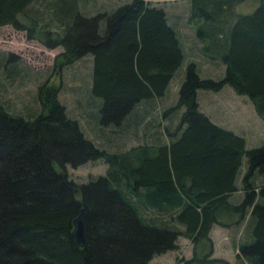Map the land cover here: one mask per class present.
I'll list each match as a JSON object with an SVG mask.
<instances>
[{
  "label": "trees",
  "instance_id": "trees-1",
  "mask_svg": "<svg viewBox=\"0 0 264 264\" xmlns=\"http://www.w3.org/2000/svg\"><path fill=\"white\" fill-rule=\"evenodd\" d=\"M78 1L0 0V26L27 29L29 36L55 22L54 36L44 31L46 47L63 48L55 65L90 55L98 121L119 124L138 102L164 94L183 59L177 33L164 10L145 0L88 16ZM238 1L189 0L195 34L224 72L212 80L187 66L176 103L165 110L183 108L173 129L164 127L165 142L98 149L65 114L52 86L38 88L36 115L24 118L0 104V264H148L176 249L179 235L211 247V226L230 220L245 221L235 257L264 264V142L245 149L244 139L211 122L195 99L196 89L229 85L264 120V0L244 14L234 12ZM99 158L104 174L85 183L65 172V165ZM78 217L82 245L71 236Z\"/></svg>",
  "mask_w": 264,
  "mask_h": 264
},
{
  "label": "rangeland",
  "instance_id": "rangeland-1",
  "mask_svg": "<svg viewBox=\"0 0 264 264\" xmlns=\"http://www.w3.org/2000/svg\"><path fill=\"white\" fill-rule=\"evenodd\" d=\"M45 1L41 0V4ZM145 1L164 10L167 22L176 30L183 55L161 97L138 102L119 124L102 126L98 121V110L95 111L99 99L89 94L91 56L84 55L69 65L56 66L54 59L63 48L44 45V33L48 32L45 30H49L51 37L54 36L53 31L59 30L57 24L50 21L48 27L29 36L27 29L0 26V104L8 112L24 118L30 114L36 115L40 109L38 88L52 86L56 88V99L63 106L65 114L77 121L83 137L98 149L116 152L143 143L165 142L164 127L168 125L169 129H173L183 108L177 112L165 110L176 103L178 88L187 66L193 63L198 77L212 80L223 76L224 66L218 58L204 52V43L195 34L196 23L189 20V0ZM127 2L130 0H81L78 1V11L87 16L100 11L110 12ZM257 5V0H239L234 5V12L249 13ZM38 8L45 19L46 7L40 5ZM22 21L28 26L27 21ZM195 99L198 110L211 122L241 136L245 149L264 142V120L256 114L246 95L237 94L229 85H223L216 91L196 89ZM245 167L246 158L243 155L237 186H240ZM106 168L105 162L99 158L74 167L65 165V172L72 181L81 184L103 175ZM235 195L240 197L241 193ZM230 221L226 226H211L208 234L211 247L208 248L204 242L193 245L189 239L179 235L176 249L153 256L148 264H183L191 257H194L192 264H201V260L196 259L198 257L207 260V264H242L235 254L238 243L243 240L245 221L240 224ZM243 264L246 263L243 261Z\"/></svg>",
  "mask_w": 264,
  "mask_h": 264
},
{
  "label": "water",
  "instance_id": "water-1",
  "mask_svg": "<svg viewBox=\"0 0 264 264\" xmlns=\"http://www.w3.org/2000/svg\"><path fill=\"white\" fill-rule=\"evenodd\" d=\"M71 236L73 238V241L76 245H82L84 240V231H83V224L78 217L73 221V229L71 231Z\"/></svg>",
  "mask_w": 264,
  "mask_h": 264
}]
</instances>
